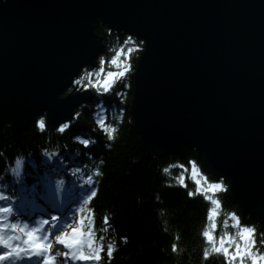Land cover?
I'll return each instance as SVG.
<instances>
[{"label":"water","instance_id":"obj_1","mask_svg":"<svg viewBox=\"0 0 264 264\" xmlns=\"http://www.w3.org/2000/svg\"><path fill=\"white\" fill-rule=\"evenodd\" d=\"M96 22L144 40L129 104L140 149L194 151L264 223V0H0V130L25 131L46 107L52 131L93 101L63 87L96 68Z\"/></svg>","mask_w":264,"mask_h":264},{"label":"clouds","instance_id":"obj_2","mask_svg":"<svg viewBox=\"0 0 264 264\" xmlns=\"http://www.w3.org/2000/svg\"><path fill=\"white\" fill-rule=\"evenodd\" d=\"M143 44L144 40H140L139 48ZM125 45L137 46L131 31L120 48L116 50L115 55L109 60L110 64L117 61L123 51L125 59L121 64L123 67L125 65L130 67L127 62L129 47L125 50ZM108 50L112 51L111 48ZM104 61L105 57L101 54L99 56L101 68L99 69L89 68L88 63H81L78 69L70 75V82H67L63 89H66L68 93H73L74 90L82 92L90 88L94 89L97 94L109 92L115 82L108 80L109 74L117 72L109 71L102 77ZM127 87L128 85L125 83V88ZM116 95L123 101L120 92H117ZM72 97L76 96L72 95ZM102 105L103 101H100L95 106L98 112H93L92 117L97 127L106 133L107 140L114 141L124 109H119V114H116V109L113 108L110 115L114 117L116 123L106 124L105 120L108 117L105 116V108ZM84 106L83 99L75 104L77 111L74 113L73 120L81 115L80 109H83ZM46 117L49 118L48 108H41L40 114L34 117L37 131L46 132ZM69 124V120L60 121L52 131L63 134L69 128ZM49 139L46 136V146L39 147L41 157L39 162H36L30 150L27 153L17 151L9 159L5 156L4 150L0 149V157L4 158V167L0 168V201L4 202V205L0 206V264H110L113 253L118 249L115 228H112V236L105 240V235L110 227L108 220L111 213L105 210L102 218L104 226L99 229L102 234L97 238L94 229L93 209L87 207L97 194L100 182L98 178L103 176L101 170V165L104 164L103 158L99 157L93 160L92 154L85 151L90 144H95L96 140L94 137L81 134L72 136V141L81 145L82 148L77 147L70 152L66 151L67 159H65L60 155L61 145H51ZM104 147L110 149L112 144L105 143ZM63 148L67 150L68 145L64 144ZM82 152L91 163L81 164L78 162L77 158ZM188 163L191 165L188 178L196 185L195 191L189 189L188 192L194 195L196 191H202L205 193V199L211 201L207 222L199 231V235L204 238L201 245L200 264H204L210 256L217 255L215 250L217 245L221 249L226 245L228 248H232L233 252H236L237 246H239V250L243 253L242 257H237L234 260L230 257H223L225 264H264V250L255 247L257 227L253 224H240V217L235 210L223 209L220 198L209 195V193L229 191L228 184L224 183V175H221L219 179L222 186L216 187L199 172L195 161L189 160ZM174 167L182 170L173 175L170 169ZM26 168H31L33 171L38 169L40 173H45L48 177L41 186L43 204L37 205L29 199L33 193L38 191L36 187L38 182H30V180H34V177H30ZM160 171L171 178L164 181L166 186H186L184 180L185 172L188 169L183 164L167 163L165 166H161ZM155 199L160 200L158 193ZM81 212L87 213L86 223L84 217L79 216ZM159 212L163 213L164 209H160ZM34 214V226H30L29 220L25 217H33ZM221 214L224 216L221 221L222 235L219 238L214 236V239L209 241L205 234L214 233L216 217ZM10 216H15V218L9 219ZM58 216L78 217L75 218V227L68 231L69 226L63 218L60 219L59 224L57 223ZM45 224L49 225L46 230L44 229ZM229 227L233 229L231 233L226 230ZM164 230L167 231V228ZM50 232H54L51 238H49ZM260 235L264 236V232H261ZM173 236L174 241L171 243L170 251L179 256L185 249L178 248L176 243L180 239L178 231L174 232ZM119 240L121 244H126L128 237L121 235ZM259 244L264 245V239H261ZM102 252L107 257V262L103 261Z\"/></svg>","mask_w":264,"mask_h":264},{"label":"trees","instance_id":"obj_3","mask_svg":"<svg viewBox=\"0 0 264 264\" xmlns=\"http://www.w3.org/2000/svg\"><path fill=\"white\" fill-rule=\"evenodd\" d=\"M97 35L103 38L102 55L105 57L103 69L110 70L107 67L109 60L115 55L117 49L123 44L127 37L125 33L117 35L115 32H109L105 25L98 23L94 26ZM134 43L139 44L140 39L134 37ZM130 47L125 45V50ZM111 48L112 51L108 49ZM143 51V45L136 51L127 53V62L130 65V71L126 78H115V82L107 93H100L96 96L95 102L98 104L103 101L105 116L108 117L105 123L116 121L110 115L113 108L116 114L119 109H124L121 123L117 127L116 138L114 141H108L106 133L97 127L90 110L91 105H85L80 109L81 115L75 117L69 124V128L63 134L51 132L46 127V132L37 131L36 124H30L25 131L14 133L8 126L0 130V149L4 150L5 156L9 159L17 151L27 153L29 150L36 162H39V147L45 145V137L48 136L49 144L61 145L60 155L67 159L62 152H70L72 149L80 147L72 141V136L84 134L94 137L95 144H90L88 151L92 154L93 160L102 157L104 164L101 165L103 176L99 179V188L97 194L87 207L93 209L94 229L96 237L102 234L99 229L104 225L102 218L105 210L111 213L109 217L107 235L105 240L112 236V228L116 230V243L118 249L113 253V259L110 264H200L201 245L204 238L199 235L200 229L207 222L208 209L211 207L210 201L205 200L202 194L192 197L187 195L188 190L195 191V183L189 179L191 165L188 161H195L197 168L209 182L218 181L207 169L205 163L194 151H187L183 155L165 156L162 158L149 157L139 146L138 136L131 127L129 103L133 90V72L135 71L137 60ZM122 54L117 59V63L124 61ZM100 65L99 57L97 59ZM121 66V65H120ZM123 67V66H122ZM100 68V66H99ZM125 83L128 87L125 88ZM120 92L123 97L117 96ZM105 143H111L112 147L106 149ZM67 144L65 150L63 145ZM79 162L91 163L86 156L81 153L77 158ZM180 163L188 171L185 172V187L180 185L166 186L164 181L171 179L162 174L161 166L167 163ZM4 167V158L0 157V168ZM182 169L174 167L170 169L173 175L178 174ZM30 177H33L35 171L26 168ZM39 171V170H37ZM41 174V173H40ZM227 184V181H224ZM95 186V184H93ZM159 194L160 200H156V194ZM220 198L221 207L227 210H235L240 217V224H253L257 227L255 247L264 250V245L259 241L264 239L260 233L264 232V224L256 215L245 213L237 207L228 197L227 192L209 193ZM164 209L163 213L159 210ZM80 217L87 218L86 212H81ZM223 214L216 217L215 237L222 235L221 221ZM167 228V231L164 229ZM229 233L233 231L231 227L226 229ZM179 233L180 239L176 241L178 248L183 247L185 251L179 256L170 251L171 243L174 241L173 233ZM128 237L126 244H121L119 236ZM103 261L107 262L104 252L101 253ZM204 264H225L222 254L210 256Z\"/></svg>","mask_w":264,"mask_h":264},{"label":"snow or ice","instance_id":"obj_4","mask_svg":"<svg viewBox=\"0 0 264 264\" xmlns=\"http://www.w3.org/2000/svg\"><path fill=\"white\" fill-rule=\"evenodd\" d=\"M138 48H139V44H137L136 47H129L128 48V52L129 53L134 52ZM129 71H130V67L125 65L118 73H110L109 77H108V80L109 81H115V78H117V77L126 78L125 74L127 72H129ZM109 86H111V85L109 84ZM81 135H84V134L82 133ZM188 148H191V147H188ZM209 183L212 184V185H215L216 187H221L222 186V185H220L219 180L215 181V182H209ZM197 194H202L204 196V199H205V193L204 192L196 191L194 195H197ZM187 195L190 196V197L194 196L193 193H191V192H188ZM210 204H211V201H210ZM216 226L217 225L215 223L214 227L216 228ZM205 236H206L207 239H209V241H212L214 239V234L213 233H206ZM215 250H216L217 254H221L222 253L223 257H230L233 260L235 258H237V257H242L243 256V253L239 250V246H237V251L236 252H233V250H230V248H228L226 245H224L222 249H221V247L219 245H217ZM109 252H110V250H109Z\"/></svg>","mask_w":264,"mask_h":264},{"label":"rangeland","instance_id":"obj_5","mask_svg":"<svg viewBox=\"0 0 264 264\" xmlns=\"http://www.w3.org/2000/svg\"><path fill=\"white\" fill-rule=\"evenodd\" d=\"M99 22H96L95 24H94V26L96 25V24H98ZM103 25V24H102ZM106 27V26H105ZM107 28V27H106ZM108 30V29H107ZM94 31H95V29H94ZM110 32V31H109ZM96 33V32H95ZM122 34V33H121ZM118 35V34H117ZM120 35V34H119ZM99 36V35H98ZM127 36V35H126ZM101 37V36H100ZM102 38V37H101ZM101 45L103 46V38H102V43H101ZM101 51H102V48H101ZM99 57V56H98ZM98 57H97V59H98ZM97 59H96V62H97ZM118 61V60H117ZM117 61H115V62H113V63H109V64H107L106 66L108 67H112L110 70H108V69H103L102 70V72H101V76L102 77H104L105 75H106V73L107 72H109V71H111V72H119L120 70H121V67L123 66L121 63H117ZM121 65V66H120ZM99 66H100V68H101V65H98V63H96V68L97 69H99ZM108 67V68H109ZM118 78V77H117ZM91 89V88H90ZM92 91H95L94 89H91ZM97 104H92L91 105V107H90V111H91V113H93V112H98V109L95 107ZM32 124H35V122L34 123H32ZM62 154L65 156L66 155V153H65V151H63L62 152ZM67 156V155H66ZM166 156H176V155H166ZM150 157V156H149ZM165 157V156H164ZM160 158H162V157H160ZM78 162H79V160H78ZM79 163H81V162H79ZM82 164V163H81ZM38 170V169H37ZM35 171V172H39V171ZM190 172H191V170H190ZM35 176H37V175H35ZM39 177V176H38ZM37 184V183H36ZM36 196V195H35ZM31 200H33L32 198H31ZM38 205H40V204H38ZM15 218V216H13V218H12V216H10L9 217V219H14ZM75 218H77V217H73V218H67V217H65V223H67L68 224V231H71V229L73 228V227H75ZM59 219L60 218H58V221H59ZM57 221V223L59 224V222ZM48 227H49V225H48ZM217 238H219V237H217ZM57 247H63L62 245H56ZM230 250H233L232 248H230Z\"/></svg>","mask_w":264,"mask_h":264},{"label":"bare ground","instance_id":"obj_6","mask_svg":"<svg viewBox=\"0 0 264 264\" xmlns=\"http://www.w3.org/2000/svg\"><path fill=\"white\" fill-rule=\"evenodd\" d=\"M137 61H138V60H137ZM96 63H97V62H96ZM133 73H134V72H133ZM133 75H134V74H133ZM90 90H91V89H90ZM95 98H96V97H94L93 100H95ZM130 100H131V99H130ZM129 104H130V103H129ZM76 111H77V110H76ZM76 111H75V112H76ZM89 111H90V110H89ZM130 118H131V113H130ZM131 122H132V118H131ZM131 124H132V123H131ZM49 131H50V130H49ZM51 132H54V131H51ZM40 189H42V187H41ZM262 224H264V223H262Z\"/></svg>","mask_w":264,"mask_h":264},{"label":"flooded vegetation","instance_id":"obj_7","mask_svg":"<svg viewBox=\"0 0 264 264\" xmlns=\"http://www.w3.org/2000/svg\"><path fill=\"white\" fill-rule=\"evenodd\" d=\"M99 36H101V35H99ZM101 37H102V36H101ZM101 54H102V51L99 52L98 56H100Z\"/></svg>","mask_w":264,"mask_h":264}]
</instances>
